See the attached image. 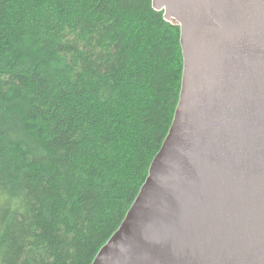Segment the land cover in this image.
<instances>
[{"label": "trees", "instance_id": "1", "mask_svg": "<svg viewBox=\"0 0 264 264\" xmlns=\"http://www.w3.org/2000/svg\"><path fill=\"white\" fill-rule=\"evenodd\" d=\"M152 0H0V264H92L178 104Z\"/></svg>", "mask_w": 264, "mask_h": 264}, {"label": "water", "instance_id": "2", "mask_svg": "<svg viewBox=\"0 0 264 264\" xmlns=\"http://www.w3.org/2000/svg\"><path fill=\"white\" fill-rule=\"evenodd\" d=\"M180 28L167 136L92 264H264V0H152Z\"/></svg>", "mask_w": 264, "mask_h": 264}]
</instances>
